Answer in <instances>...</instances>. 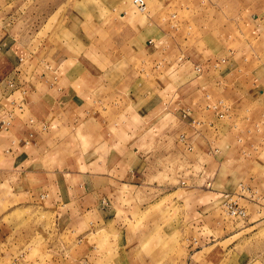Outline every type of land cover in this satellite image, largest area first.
Here are the masks:
<instances>
[{
  "label": "rangeland",
  "instance_id": "374dc122",
  "mask_svg": "<svg viewBox=\"0 0 264 264\" xmlns=\"http://www.w3.org/2000/svg\"><path fill=\"white\" fill-rule=\"evenodd\" d=\"M242 1L260 4L261 11L257 12L259 16L264 15V0ZM1 2L0 76L15 70L23 60L24 70L31 73L39 66L49 46L60 51L66 46L74 52L71 44V41L74 44V37L66 31L69 28L81 33L78 38L87 47L80 51L85 57H90L91 50L101 59L105 54L114 59L124 55V61L130 66L129 82H134L130 92L147 95V100L154 105L157 102L151 97L159 88L155 85L161 75L156 64L162 58L152 54L155 48L149 50L151 46H169L173 41V81L178 80V75H186L182 80L185 85L182 83L176 91L173 87L177 93L174 100L180 104L184 95L202 88L207 90L208 78L210 83L217 80L218 69L224 65L222 60L227 62L229 59L227 50L237 47L240 42L235 37L238 34L234 22L225 18L237 16V4L241 0H145V13H139L132 0H36L30 5L18 6ZM13 12L24 18L18 26H26L27 37L18 39L24 44L30 43V53L18 51L11 43L15 39L11 33L18 28L11 27L14 20H7ZM249 15L248 10L243 13L245 18ZM59 26L65 28L63 35L54 37ZM91 30H96L94 35H90ZM43 48L46 49L43 51ZM203 65H209V68L196 73L195 67ZM250 70L251 79H260L264 75V69ZM5 84L2 86L6 87ZM206 92L204 109L219 101L215 86L210 85ZM144 103V100L137 101L131 107L134 116L130 118L129 127L135 131L149 121ZM141 106L145 107V121L140 117L143 115L139 113L140 108L143 109ZM210 115L223 129L215 143L208 145L211 152L201 139L204 133L200 127L195 134L198 143H194L192 152H187L180 144L175 148L163 147L157 137L160 129L170 123L165 117L157 120L158 123H147L145 132L136 131L135 138L141 139L139 145L147 142V147H139V150L152 161L148 168L160 172L147 184L157 185L156 188L161 186V193L140 212L135 211L136 207L132 211L119 209L116 220L121 224H94L87 232H84L83 224L73 234L76 237L84 232L79 238L69 236L71 230L68 233L57 230V215L47 211L42 199H34L31 204L25 196L16 197L18 188L13 187L16 176L0 173V264H264V120L250 125V118L244 116L243 121L235 124V130L229 132L224 125L232 118L231 112L224 119H218L212 112ZM198 118L201 120L200 116L194 119ZM211 139H215L214 132ZM110 140L115 144L108 156L115 162L123 150L118 145L127 140L116 132ZM76 141L82 146L75 152L84 157L83 166L95 168V159L87 158L96 156L98 148L90 151L89 134L78 131ZM135 150L140 154L138 148ZM75 152L72 150L69 157ZM100 152L105 155V151ZM123 153L125 155L126 151ZM130 153L134 156L132 162L137 163V153L133 154L131 150ZM212 154L215 158L221 154L217 158L224 159L215 165L214 170L219 168L218 176L215 178L214 175L216 180L210 181L207 188L200 175L203 165L209 162L208 157L214 162ZM37 185L32 180L29 183L31 188ZM239 185L247 191L233 200L245 209L243 219L228 216L222 204L227 193H240ZM121 187L123 196L127 189ZM215 191H224V196L216 195ZM122 203L130 207L133 201L129 199ZM187 224L196 225L188 228ZM53 252L64 255L65 261L53 259Z\"/></svg>",
  "mask_w": 264,
  "mask_h": 264
},
{
  "label": "crops",
  "instance_id": "0c3cea01",
  "mask_svg": "<svg viewBox=\"0 0 264 264\" xmlns=\"http://www.w3.org/2000/svg\"><path fill=\"white\" fill-rule=\"evenodd\" d=\"M35 2L36 0H2L1 3L18 6ZM246 10L250 12L251 20L243 17ZM259 10L261 11L260 4L241 0L237 4L235 13L237 16L225 18L226 21L234 22L238 34H235V37L240 42L237 47L227 50L229 59L218 69L217 80L213 79L210 83L208 78L209 84L206 86L208 91L210 85L215 86L219 100L230 106L232 118L224 125L229 132L235 130V124L238 125L240 120L243 121L244 116L250 118V125L264 120V75L260 79L250 77L252 73L250 69H264V15L259 16L257 12ZM21 18L22 15L16 12L7 17V20H14L11 27H18L15 33H11L15 38L11 43L18 51L25 50L30 53V43L24 44L18 39L27 37L24 32L26 26H18ZM226 25L227 23L224 26ZM64 30L65 28L59 26L53 36H62ZM66 31L74 37V44L71 41L74 52L66 46L61 51L49 46L48 50L43 48V51L44 49L47 51L45 50L39 66H36L31 73L24 70L23 60L15 70L0 76V119L16 105L21 104L24 108L22 113L15 111L9 129H0V165H3L0 167V173L7 176L15 175L13 187L18 188L16 197L25 196L27 202L31 204L34 203V199H42L47 211L57 215L55 218L57 230L66 233L71 230L69 236L73 237L83 224L84 232L94 224L107 222L121 224L116 220L119 209L132 211L136 207L135 211L138 209L140 212L161 193V186L156 188L157 185L147 184L149 180L156 179L160 173L156 172L155 168H148L152 161L141 152V149L147 147V142L139 145L140 137L135 138L136 131L138 133L146 131L147 123H158L157 120L168 118L170 123L160 129L157 138L161 140L163 147L175 148L180 144L187 152H192L194 143H198L195 135L198 127L204 133L201 139L205 141V146L214 144L220 137V130L223 129L216 124L217 119L211 117V112L202 107L207 90L202 88L195 93L184 95L180 98V104H177L179 101L174 100L177 98L175 89L184 82L182 80L186 75H178L176 76L178 80L173 81L175 73H173L172 40L169 46L154 45L149 48V50L155 48L152 54L162 58V61L156 64V69L160 70L161 75L155 85L159 88L151 97L157 102L154 105L149 102L150 99L147 100V95L130 92L134 82H129L130 66L124 61V55L120 59H114L105 54L101 59L91 50L90 57H85L84 52L80 51L87 47L78 38L81 33L69 28ZM93 31L96 30H91L90 35L95 34ZM161 34L165 36L163 32ZM197 67H200L202 72L209 68V65L195 68ZM11 83L13 85L9 86ZM4 84L5 89L2 86ZM143 100L146 101L143 106L146 105L149 121H145L147 117L146 113L144 114L145 107L141 106L143 109L140 108L139 113L143 114L140 117L145 122L141 129L135 131L129 127L130 118L134 116L131 107L135 106L137 101ZM139 113L138 118H140ZM199 116L201 120L194 119ZM30 118L36 121V125H29ZM40 124H46L48 130L41 131ZM211 130L215 133L214 140L211 139L213 133ZM78 131L81 134H89L92 142L90 151L98 148V156L90 155V158H87L95 159V168L91 169L87 164L83 166L84 157H81L78 151L75 152L77 147H82L76 141ZM31 132L32 138L29 137ZM115 132L127 141L131 140L118 145L123 149L121 156L116 157L115 162H111L109 160L111 156L108 155L115 142L113 140L111 142L110 137ZM26 140L29 141L28 144L24 143ZM160 140L157 142L159 143ZM12 141H14L13 145ZM9 148L11 150L7 152ZM137 148L140 154L135 150ZM209 149L211 150L210 146ZM72 150L75 153L69 157ZM130 150L133 154L137 153V163L132 162L134 156ZM100 151H105L106 156ZM218 152L219 150L216 151ZM215 156L212 157L214 162L208 157L209 162L203 165L200 175L207 188L212 183L210 181L216 180L214 175L215 178L218 176L219 168L214 170L215 165L221 164V160L224 159L221 157L220 160L217 158L219 156L216 158ZM113 164L115 167H112ZM139 164L140 168H135ZM153 164L156 165L155 162ZM24 180L26 182H23ZM31 180L38 185L29 187ZM21 186L24 188L21 189ZM121 186H125L126 192L128 191L123 196ZM216 192V195L224 196V191ZM129 199L133 201L130 207L122 203ZM194 225L196 224H187L186 227L195 228ZM84 232L73 238H79ZM53 255V259L58 262L65 261L64 255H56L55 252Z\"/></svg>",
  "mask_w": 264,
  "mask_h": 264
},
{
  "label": "built area",
  "instance_id": "2783aa9c",
  "mask_svg": "<svg viewBox=\"0 0 264 264\" xmlns=\"http://www.w3.org/2000/svg\"><path fill=\"white\" fill-rule=\"evenodd\" d=\"M132 5L135 7V9L139 12V13H145L147 5L145 3V0H132ZM225 61L222 60V63H224ZM201 68L197 67L195 68V71L197 73H201ZM13 84H9V86H12ZM206 109L211 111L215 116H217L218 119H224L226 117L229 116L230 114V106L227 105L224 101L219 100L218 102L214 103V104H208L206 106ZM24 110L23 106L21 104L16 105L15 107L12 108L11 111L6 112L3 114L2 118L0 119V129H9V127L11 126L13 117H14V113L15 111L18 113H22ZM29 125L34 126L36 125V121L32 118H30L28 120ZM40 129L41 131H47V125L46 124H40ZM29 137L32 138L33 137V133H29ZM184 139V138H182ZM24 143L28 144L29 141L26 140ZM11 144H14V141L11 142ZM11 149L9 148V150H7V152H9ZM246 188L242 187V185H239V194L236 193H227L224 197V201H223V207L224 210L226 212V214L232 218L235 219H243L246 217V212L245 209L240 207L236 201L233 200V198L235 196H243V193L246 192Z\"/></svg>",
  "mask_w": 264,
  "mask_h": 264
}]
</instances>
